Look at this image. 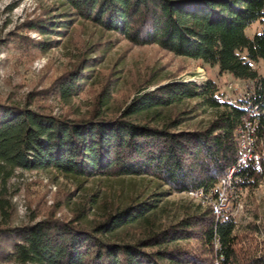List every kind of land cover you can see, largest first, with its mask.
Wrapping results in <instances>:
<instances>
[{
	"label": "trees",
	"instance_id": "16d2710c",
	"mask_svg": "<svg viewBox=\"0 0 264 264\" xmlns=\"http://www.w3.org/2000/svg\"><path fill=\"white\" fill-rule=\"evenodd\" d=\"M57 1L66 17L73 13L134 45H156L216 66L220 73L251 82L252 88L229 101L212 78L171 80L138 89L110 111L104 96L86 112L68 109L61 114L35 104L33 93L23 105L0 99L2 186L16 167L52 169L79 180L148 176L163 185L149 197L105 205L94 220L84 206L73 209L69 218L51 215L20 226L4 218L0 256L22 264H213L212 256L217 264H264V247L239 254V226L228 209L217 217L210 206L196 204L177 221L162 224L157 219L163 199L174 193L202 191L216 197L212 188L237 165L239 134L246 122L253 127L257 159L236 166L232 185L236 193L258 185L264 169V73L259 70V64L264 68V0ZM61 21L51 29L63 33L70 18ZM256 22L259 29L248 35ZM83 65L84 70L55 85L61 100L82 89L86 80L80 74L91 68ZM190 99L196 100L194 107L211 110L205 126L186 127L187 118L169 114V108ZM94 201L90 198L87 208ZM4 208L0 199L3 214ZM247 228L264 241V223L253 221ZM192 240L199 242L200 251L184 245Z\"/></svg>",
	"mask_w": 264,
	"mask_h": 264
},
{
	"label": "rangeland",
	"instance_id": "374dc122",
	"mask_svg": "<svg viewBox=\"0 0 264 264\" xmlns=\"http://www.w3.org/2000/svg\"><path fill=\"white\" fill-rule=\"evenodd\" d=\"M64 12L57 0H0V99L23 105L27 94L33 93L35 104L48 105L54 114H61L68 109L86 112L104 96L108 97V110L114 109L131 100L138 89L152 88L171 80L200 82L212 78L224 92L223 99L229 101L241 98L252 88L251 82L220 73L216 66L177 56L156 45H134L117 33L101 31L73 13L66 17ZM64 18H70L64 32L53 31L51 27L58 29L55 24ZM42 24L49 27H42ZM256 29H259V22L247 29L248 35ZM88 55L98 58L91 61ZM85 62L91 68L80 74L86 80L82 89L69 100H61L55 85L76 70H84ZM259 70L264 73L261 64ZM195 102V99L187 100L169 108L168 112L187 118L183 126H205L212 112L194 107ZM246 134H239L241 147L248 146L250 136ZM250 146L254 147V141ZM260 157L262 164L264 148H260ZM258 181V185L239 188L237 193L234 187L230 189L226 185L227 209L239 226V254L253 253L264 247L262 236L247 228L253 221L264 223V169ZM162 187L148 176L100 175L79 180L52 169L16 167L3 186L0 181V199L5 205V213L0 210V223L4 218L12 226L51 215L69 218L78 206H84L88 218L94 220L100 218L105 205L109 208L122 205ZM90 198L96 201L92 208H87ZM217 202L219 199L215 201L214 197L201 192L174 193L163 199L157 219L162 224L177 221L194 210L196 204L210 206L217 215L214 210ZM184 245L201 249L196 240ZM212 263L217 264L214 256ZM0 264L22 263L0 256Z\"/></svg>",
	"mask_w": 264,
	"mask_h": 264
},
{
	"label": "bare ground",
	"instance_id": "6f19581e",
	"mask_svg": "<svg viewBox=\"0 0 264 264\" xmlns=\"http://www.w3.org/2000/svg\"><path fill=\"white\" fill-rule=\"evenodd\" d=\"M252 131H253V127L251 126V124L249 123V122H246V124H245V128H243V129H241L240 130V132H247V134L250 136L249 137V141L247 142V144H248V150H252L251 149V146H250V143L253 141V137H252ZM247 134H246V136H247ZM245 139V138H244ZM243 139V140H244ZM243 142H245V141H243ZM253 144V143H252ZM240 145H241V143H240ZM243 146H244V143H243ZM241 148H243V149H241V154H240V156H239V158H238V160H237V165L236 166H238V168H239V166L240 165H243V164H245L249 159H256V156H257V154L256 153H254L253 151H246V154H244V147H241ZM243 154H244V157H243ZM253 161V160H252ZM236 166H233V167H231L230 169H229V171L227 172V174H228V177H230V179H228V181H227V186H228V188H230V189H232V187H233V182H232V180H233V176H234V173H235V170H236ZM225 176V175H224ZM214 197V196H213ZM214 210H215V212L217 213V215L218 216H221V215H223V211H220L219 209H218V206H217V204H215V206H214ZM217 216V217H218Z\"/></svg>",
	"mask_w": 264,
	"mask_h": 264
},
{
	"label": "built area",
	"instance_id": "2783aa9c",
	"mask_svg": "<svg viewBox=\"0 0 264 264\" xmlns=\"http://www.w3.org/2000/svg\"><path fill=\"white\" fill-rule=\"evenodd\" d=\"M246 151H252V150H248V147L245 146L244 154H246ZM244 154H243V157H244ZM256 159H257V156H256ZM228 179H230V177H228V174H226L225 176L221 178L220 182L211 190L216 196L214 198L215 201H218L219 199V202H217L218 209L223 212L227 210L228 196L226 195V190H227L226 185H227ZM200 192L203 193L202 191Z\"/></svg>",
	"mask_w": 264,
	"mask_h": 264
}]
</instances>
